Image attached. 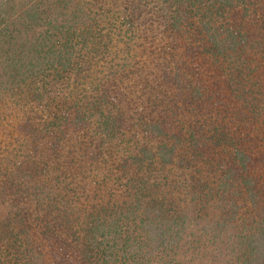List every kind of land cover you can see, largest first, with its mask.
I'll use <instances>...</instances> for the list:
<instances>
[{
	"label": "trees",
	"instance_id": "trees-1",
	"mask_svg": "<svg viewBox=\"0 0 264 264\" xmlns=\"http://www.w3.org/2000/svg\"><path fill=\"white\" fill-rule=\"evenodd\" d=\"M0 264H264V0H0Z\"/></svg>",
	"mask_w": 264,
	"mask_h": 264
},
{
	"label": "rangeland",
	"instance_id": "rangeland-1",
	"mask_svg": "<svg viewBox=\"0 0 264 264\" xmlns=\"http://www.w3.org/2000/svg\"><path fill=\"white\" fill-rule=\"evenodd\" d=\"M42 1H43V0H40L41 3H42ZM7 169H9L8 171L12 170V169H13L12 165H10V164L8 163V165H7Z\"/></svg>",
	"mask_w": 264,
	"mask_h": 264
}]
</instances>
